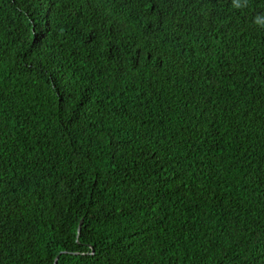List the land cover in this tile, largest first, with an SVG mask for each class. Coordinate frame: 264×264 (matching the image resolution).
<instances>
[{
	"label": "trees",
	"instance_id": "1",
	"mask_svg": "<svg viewBox=\"0 0 264 264\" xmlns=\"http://www.w3.org/2000/svg\"><path fill=\"white\" fill-rule=\"evenodd\" d=\"M0 264H264V0H0Z\"/></svg>",
	"mask_w": 264,
	"mask_h": 264
},
{
	"label": "water",
	"instance_id": "2",
	"mask_svg": "<svg viewBox=\"0 0 264 264\" xmlns=\"http://www.w3.org/2000/svg\"><path fill=\"white\" fill-rule=\"evenodd\" d=\"M83 220H82V222H81V224H80V228H79V232L81 231V229H82V226H83Z\"/></svg>",
	"mask_w": 264,
	"mask_h": 264
}]
</instances>
